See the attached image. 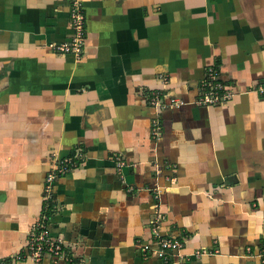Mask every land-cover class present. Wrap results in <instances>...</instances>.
Listing matches in <instances>:
<instances>
[{"label": "crops", "instance_id": "obj_1", "mask_svg": "<svg viewBox=\"0 0 264 264\" xmlns=\"http://www.w3.org/2000/svg\"><path fill=\"white\" fill-rule=\"evenodd\" d=\"M73 2L78 58L51 48L72 35ZM210 65L233 95L198 106ZM263 80L264 0H0V264H34L17 256L45 175L78 149L54 181L49 233L80 264H161L135 249L154 214L182 254L201 252L173 264H264Z\"/></svg>", "mask_w": 264, "mask_h": 264}, {"label": "built area", "instance_id": "obj_2", "mask_svg": "<svg viewBox=\"0 0 264 264\" xmlns=\"http://www.w3.org/2000/svg\"><path fill=\"white\" fill-rule=\"evenodd\" d=\"M69 26L72 30L70 39L58 45L51 46L60 53H71L76 58L80 57L84 48L85 16L80 3L73 2L69 10ZM165 82L166 79L163 78ZM256 92L264 97V80L255 88ZM231 94L229 85L220 78L219 72L214 65L205 68V76L196 88L195 97L191 103L198 106L221 105L230 100ZM163 93L152 89L146 94L148 104L155 109L164 107ZM184 104L177 99H171L170 104ZM159 129L156 117L151 121V130L155 135ZM83 153L78 149L72 155L62 158L53 156L50 168L44 178V208L40 217L32 224L26 245V253L19 254L17 261L29 260L32 263H39L43 258L57 260L61 258L64 264H77L74 257L67 255L62 240L54 238L49 233V222L55 208L53 197L54 181L60 176L76 167L81 161ZM117 168L120 170L124 165L122 159L117 158ZM156 198V196L154 197ZM157 205H154L155 210ZM158 214L151 216L149 220L151 240L149 243H140L139 249L144 258L154 256L161 264H173L178 258L188 260L191 256L198 257L200 251L192 254H182L186 239L178 240L168 238L159 234ZM264 261V248L257 254Z\"/></svg>", "mask_w": 264, "mask_h": 264}, {"label": "rangeland", "instance_id": "obj_3", "mask_svg": "<svg viewBox=\"0 0 264 264\" xmlns=\"http://www.w3.org/2000/svg\"><path fill=\"white\" fill-rule=\"evenodd\" d=\"M82 153H84L82 150H80ZM52 163V162H51ZM116 164H117V161H116ZM53 191H54V187H53ZM55 209V208H54ZM61 240V239H60ZM137 246L135 247L136 251L139 253V256H141V258L143 257V255L141 254L140 252V249H139V245L136 244ZM144 258V257H143ZM77 264H80V261L79 260H76Z\"/></svg>", "mask_w": 264, "mask_h": 264}]
</instances>
